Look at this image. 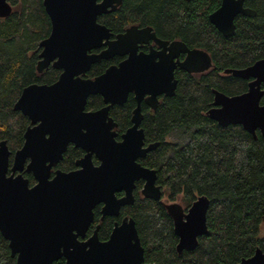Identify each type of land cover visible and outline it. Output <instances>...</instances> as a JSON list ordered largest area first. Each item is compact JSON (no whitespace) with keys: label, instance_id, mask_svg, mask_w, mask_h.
I'll return each instance as SVG.
<instances>
[{"label":"water","instance_id":"1","mask_svg":"<svg viewBox=\"0 0 264 264\" xmlns=\"http://www.w3.org/2000/svg\"><path fill=\"white\" fill-rule=\"evenodd\" d=\"M120 3L121 0H42L50 28L38 41L36 69L41 71L51 62L61 71L51 83L24 85L14 100V110L26 114L30 122H41L25 129L24 142L13 151L10 165L11 151L6 140L0 139V233L7 239L16 264H52L59 257L64 258V264H153L144 260L143 246L131 217L115 223L104 240L98 238L97 227L87 238H79L92 219L93 206L102 202L101 217L116 214L120 204L132 201L133 181L138 178L144 179L142 194L159 199L172 218L178 253L196 247L198 236L207 231L208 197L197 195L186 211L178 201H162L155 169L140 165L136 158L158 144L151 141L142 147L144 134L138 127L140 99L147 93L146 102L155 107L158 93H174L175 64L170 58L176 50L186 53L179 65L188 71L209 67L210 56L200 48H189L181 40H172L168 45L163 41L169 49L168 58L152 65L149 55L135 51L138 42L153 35L148 32L149 26L131 24L110 39V29L97 21L98 15ZM242 4L243 0H220L208 19L223 35H230L236 13L255 14L254 9ZM11 7L8 0H0V17L7 16ZM102 44L105 47L98 52H87ZM115 53L127 56L93 78L79 76L92 62ZM223 71L250 79L247 89L231 95L213 89L207 116L219 125L240 124L253 136L256 130L264 136V103L260 102L264 95V57ZM130 90L137 101L132 125L121 140L115 141L109 130L113 122L107 117V105L96 111H83L85 98L97 92L112 104L122 101ZM44 131H49L50 137L42 140ZM68 141L85 149L77 160L79 167L69 171L56 169L48 178L50 163L61 155ZM92 153L99 158L98 164L92 163ZM48 160L50 163H46ZM23 168L32 171L37 179L34 184H28L21 173ZM121 189L125 194L117 198L115 191ZM232 264H264V250L256 246L250 255Z\"/></svg>","mask_w":264,"mask_h":264},{"label":"trees","instance_id":"2","mask_svg":"<svg viewBox=\"0 0 264 264\" xmlns=\"http://www.w3.org/2000/svg\"><path fill=\"white\" fill-rule=\"evenodd\" d=\"M9 1L11 12L0 17V139H6L13 151L27 121L12 108L14 100L24 85L49 82L58 70L49 67L39 73L35 68L37 43L50 28L42 0ZM244 3L255 14L238 15L234 33L227 36L208 19L220 0H121L114 10L97 17L113 31L132 23L149 24L164 37L206 50L211 58L203 72L177 74L174 93L164 96L142 120L145 139L158 144L141 162L155 169L162 196L177 199L184 207L199 194L209 200L206 233L198 236L196 247L178 253L177 236L163 204L135 191L134 202L121 212L134 219L144 260L153 264H232L256 246L264 250V136L258 130L253 136L240 124L219 125L206 114L212 88L228 95L247 88V79L225 73L224 68L246 66L264 57V0ZM109 62L93 63L90 73L102 71ZM130 102L131 98L119 111ZM73 152L67 151L64 165H72ZM111 220H102L99 238L107 237ZM0 264H16L1 233ZM52 264H64V258Z\"/></svg>","mask_w":264,"mask_h":264},{"label":"flooded vegetation","instance_id":"3","mask_svg":"<svg viewBox=\"0 0 264 264\" xmlns=\"http://www.w3.org/2000/svg\"><path fill=\"white\" fill-rule=\"evenodd\" d=\"M9 1V0H8ZM10 2V1H9ZM11 3V2H10ZM243 6L245 7H250L249 5H246L244 3V0H243ZM12 6V4H11ZM12 8V7H11ZM252 8V7H250ZM254 9V8H252ZM114 10V9H113ZM255 10V9H254ZM238 15H245V16H249V15H246V14H243L241 12H238L234 15L233 17V22L235 21V18L238 16ZM98 17V16H97ZM98 21V20H97ZM101 23V22H100ZM132 24H135L137 25L139 28L141 27H145V26H149L150 27V30L148 31L149 33H153V35H150L148 34L147 37H146V40L144 41H141V42H138L137 43V46H136V53H144L146 55H149V60L151 62L152 65L156 64L157 62H160L161 61V58L164 57V59H166L167 57V53L169 52V49H167L166 47H164L163 45V41H167V45L169 44L170 41L172 40H181L179 38H168V37H164L162 36L161 34L157 33L153 27L149 24H137V23H132ZM213 24V23H212ZM131 25V24H130ZM129 26V25H128ZM126 26V27H128ZM108 27V26H107ZM124 27L123 29L119 30V31H113L110 29V35H109V38L110 39H114L117 35V33H122L124 32L125 28ZM216 28V27H215ZM217 29V28H216ZM234 31H235V22H234ZM220 32V31H219ZM49 33V32H48ZM221 33V32H220ZM234 33V32H233ZM232 33V34H233ZM222 34V33H221ZM223 35V34H222ZM231 35V34H230ZM223 36H227V35H223ZM45 37V36H44ZM182 41V40H181ZM184 42V41H183ZM185 43V42H184ZM186 44V43H185ZM187 45V44H186ZM37 46H38V43H37ZM188 46V45H187ZM105 45L102 44V45H99V46H95V47H91L87 52L88 53H94V52H98L99 50H101L102 48H104ZM189 48H199V47H190L188 46ZM39 50L37 52V58H36V62H35V68H36V63H37V60L39 59V51H40V47L38 46ZM202 49V48H200ZM204 50V49H202ZM206 51V50H204ZM207 52V51H206ZM208 53V52H207ZM209 54V53H208ZM186 53L184 51H181V50H176L174 55L172 56V58H170V61H173V63L175 64L173 69H172V72H173V77L176 78V85L178 83V76L177 74L179 73H184V74H187L188 76H191L192 74H197V73H200V72H203L204 70H207V67L206 69L202 70V71H188L186 69H184L183 67H181L179 65V62L182 61L185 57ZM127 56V54H119V53H115L113 55H111L110 57L108 58H101V59H107L109 60L110 62L103 68L102 71L98 72V73H95V74H91L90 73V69H91V66L93 63L95 62H98V61H95V62H92L88 69H86L84 71V73H80L79 76L82 77V78H93L94 76L102 73L109 65H118V63L124 59L125 57ZM210 56V55H209ZM168 58V57H167ZM211 59V58H210ZM211 65V64H210ZM209 65V66H210ZM49 67H52L54 69H57V76L59 74V72L61 71L60 68H55L51 65V62L48 64L47 67L43 68L41 71H38L36 69L37 72H42V71H46ZM57 78V77H56ZM55 78V79H56ZM55 79L49 81V82H36V83H51L53 82ZM250 79H247V84H248V81ZM213 89L215 88H212V92H213ZM247 89V88H246ZM217 90V89H216ZM219 91V90H218ZM245 91V90H244ZM19 95V94H18ZM147 96V93L144 94V96L140 99V102H139V107H140V113H141V120H140V123L138 124V127L142 128L143 130V134H144V128L142 126V120L151 115L155 109L157 108V106L162 102V99L164 96H167L164 92H160L156 95V105L155 107H152L151 105H149L146 100H145V97ZM17 98V97H16ZM131 98L132 100V103L130 102V104L128 106H126V110L124 111H119V107L121 106H124L125 103H128V99ZM262 98V97H261ZM213 100V99H212ZM260 102H261V99H260ZM136 98H135V95H134V91L130 90L127 92L126 94V97L120 101V102H113L112 104H109L108 102H105L104 101V98L103 96L100 94V93H89L87 94L86 98H85V102H84V105H83V111H96L104 106L107 105V117L111 118V121L113 122V124L111 125V127L109 128V130L112 132V138L113 140L115 141H119L121 140L122 138V134L125 132V130L130 127L132 125V121H131V117L133 116L134 112H133V109L135 108L136 106ZM261 103H264V102H261ZM212 106V102H211V105ZM19 111V110H18ZM22 115H24L26 118H27V121L26 123L24 124V127H23V130L21 132V142L20 144L15 148H19L23 142H24V131L25 129L30 126V127H36L38 124H40L41 120L40 119H36L35 121L33 122H30V119L28 118V116L26 114H23L21 111H19ZM105 121H107V118L105 119ZM55 125V124H54ZM52 125V126H54ZM81 130L83 131L84 130V127L81 128ZM48 137H50V132L49 131H44L42 133V140L43 139H47ZM1 139H4V138H1ZM6 140V139H5ZM149 142L151 141H148L145 139V134H144V137H143V144H142V147H145ZM6 144H7V141H6ZM44 144V143H43ZM8 147V145H7ZM40 148V147H39ZM44 148V147H43ZM8 149L10 150V148L8 147ZM14 149V150H15ZM69 149V150H68ZM154 149V148H153ZM13 150V151H14ZM70 150L71 152L74 151L72 154L75 155L73 158H72V165H64L63 164V159L65 157L67 153V151L69 152V154L71 155L70 153ZM152 150V149H150ZM150 150H147L144 155L142 156H138L136 158V161L142 165V166H146V167H149L147 165H145L144 163L141 162V158H144ZM11 151V150H10ZM13 151L10 152V155H9V165L11 164V159H12V153ZM85 153V149L82 148L80 145H76L74 142L72 141H68L66 144H65V148L64 150L61 152V155L55 160L53 159V161L50 163V161H46V163H50V166H49V175H48V178H51L54 173H55V170L56 169H60L62 171H69V170H73V169H76L79 167L77 163V160L79 158H81ZM68 154V155H69ZM91 161L93 164H98L100 162L99 158L94 154L92 153L91 155ZM25 168V166H24ZM22 169L21 170V173L24 177H26L28 179V184L29 185H32L34 184L37 179L36 177L33 175L32 171H26L25 169ZM152 168V167H150ZM17 172V171H16ZM143 183H144V179L143 178H138V179H135L133 181V187H132V190H131V194H132V201L131 202H124L122 204L119 205V208H118V212L116 214H106L104 216L101 217V206H102V202H97L93 208H92V212H93V216H92V219L90 221V223L88 224V227L85 231V234L83 237L79 236L80 239H85L87 238L88 236H90L93 232V230L97 227V236H98V229L100 227V224L102 222V220L105 218V217H111L112 220H111V226H110V230H109V233L112 229V227L114 226L115 223H120L122 218L123 217H131L128 213H122L121 211L123 210V207L127 206V205H130L134 202V199H135V191L136 193L140 194L141 196L143 197H146V198H150V197H147V196H144L141 192V188L143 187ZM160 185V184H159ZM125 194V191L123 189L121 190H118V191H115V196L117 198H120L122 197L123 195ZM161 199H162V189H161ZM159 200V199H158ZM160 201V200H159ZM163 201V200H162ZM168 201H174V200H167V201H164V202H168ZM176 201V200H175ZM161 202V201H160ZM192 202V201H191ZM180 203V202H179ZM181 204V203H180ZM182 205V204H181ZM190 205V204H189ZM188 205V206H189ZM183 207V209L186 211L187 210V207ZM169 215V214H168ZM170 216V215H169ZM171 218V217H170ZM133 219V218H132ZM134 220V219H133ZM171 222H172V218H171ZM135 224V222H134ZM136 227V226H135ZM172 227H173V223H172ZM137 230V229H136ZM174 232V231H173ZM109 233L107 235V237L109 236ZM176 235V234H175ZM177 236V235H176ZM106 237V238H107ZM99 238V236H98ZM106 238H99L100 240H104ZM57 260V259H56Z\"/></svg>","mask_w":264,"mask_h":264},{"label":"rangeland","instance_id":"4","mask_svg":"<svg viewBox=\"0 0 264 264\" xmlns=\"http://www.w3.org/2000/svg\"><path fill=\"white\" fill-rule=\"evenodd\" d=\"M162 200H163V201H167V199H166L165 196H162ZM176 201H178V200L176 199ZM178 202H179V201H178Z\"/></svg>","mask_w":264,"mask_h":264}]
</instances>
